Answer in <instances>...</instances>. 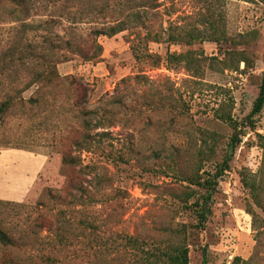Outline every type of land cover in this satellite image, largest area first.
Returning <instances> with one entry per match:
<instances>
[{
    "label": "rangeland",
    "instance_id": "obj_1",
    "mask_svg": "<svg viewBox=\"0 0 264 264\" xmlns=\"http://www.w3.org/2000/svg\"><path fill=\"white\" fill-rule=\"evenodd\" d=\"M28 6L32 20L42 15L56 19L53 32L58 35L84 38L75 40L80 53L64 48L67 39L24 40L53 44L59 74L87 84L92 127L86 132L76 117L80 91L75 85L57 87L50 109L26 104L0 123V141H10L0 144L1 227L16 232L40 216L48 224L59 209L70 207L65 203L77 193L72 181L84 183L94 201L91 211L111 222L108 229L146 234L169 222L194 223L176 199L187 185L179 175H190L198 166L212 173L230 153L229 169L212 195L208 226L190 238V264H232L235 257L264 264V109L252 119L255 128L247 120L264 73V0H29ZM132 13L140 20L129 18ZM122 20L131 30L90 38L93 29ZM173 21L198 26L206 35H212L209 21L215 22L231 41L206 39L193 46L150 42L148 49L162 58L161 65L137 63L131 50L138 41L134 31L143 32L142 25L163 31ZM0 40L3 48L8 39ZM189 49L199 57L190 71L167 64L168 51ZM242 50L253 67L244 62L230 66L231 51ZM95 52L101 56L85 58ZM34 91L30 88L24 97ZM223 110L242 133L234 148L231 137L237 131L220 118ZM59 130L57 149L71 152L80 164L62 165L61 152L52 148ZM85 132L95 141L91 151L75 145ZM16 162L33 170L32 186L22 201L1 194Z\"/></svg>",
    "mask_w": 264,
    "mask_h": 264
},
{
    "label": "trees",
    "instance_id": "obj_2",
    "mask_svg": "<svg viewBox=\"0 0 264 264\" xmlns=\"http://www.w3.org/2000/svg\"><path fill=\"white\" fill-rule=\"evenodd\" d=\"M28 3L29 0H0V39H8L3 48L0 40V85H6V88L0 89V123L17 107H27L26 104L32 108L50 109L56 100L57 87L75 85L80 91L75 101L78 110L76 117L87 132L92 127L89 116L93 113L86 106L87 84L81 78L59 74L57 68L59 59L51 55L55 48L53 44L46 41L35 44V41L24 40L67 39L63 42L64 48L68 52L80 53L78 42L75 40L84 38L78 37L77 34L70 37L60 36L53 32L54 26L58 23L54 18L44 19L42 15L32 20ZM130 17L140 20L139 15L135 13ZM209 23L212 35H206V31L198 26L188 28L175 21L163 31L142 25L143 32L134 31L138 41L132 42L131 45L133 57L137 63L146 61L150 66L157 67L161 65L162 58L149 51L150 42L166 40L172 44L193 46L206 39L214 42H219L220 39L230 40L219 24L212 21ZM3 26L7 27L5 33ZM125 30H131V26L122 20L110 26L95 28L89 36L91 39H97L101 35L113 37ZM232 43L240 44L241 41L232 40ZM100 48L99 52L102 51L101 46ZM99 52H95L91 57L85 55V58H97L101 56ZM197 52L192 49L185 52L168 51L165 60L169 66H178L190 71L199 61ZM229 57L230 66L236 63L238 68L241 62L245 63L246 68L254 66V61L245 50L231 51ZM136 78L141 76L137 75ZM32 87H35L34 96L25 98L24 93ZM263 109L264 73L252 112L247 118L253 128H255L253 117ZM220 118L237 131L231 137L230 147L234 148L241 142L242 133L238 131L239 126L228 111L223 110ZM86 132L82 141H75V145L81 150L91 151V145L95 141ZM60 139L59 130L53 136L52 148L54 151L57 150L56 152H61L62 165L70 167L80 164L79 158L71 152L57 149ZM9 142L3 139L0 144L9 145ZM215 146L213 144L210 147L211 151H214ZM230 159L229 153L212 173L203 171L204 169L198 166L190 175H179L187 185L183 192L176 194V199L194 218V223L169 222L146 234L139 231L108 229L112 227L111 222L91 211L90 207L94 201L89 197L84 183L72 181L70 187L77 193L70 194L73 200L65 203L70 204V207L73 205L69 207L72 211H69V208L59 209L48 224H45L46 219L40 216L16 232L0 225V264H190V238L193 233L206 230L213 214L212 195L220 178L229 169ZM244 182L252 191H256L254 183L247 179ZM77 206L80 208L77 209ZM44 231L47 232L45 236L42 235ZM246 263L247 261L240 257H235L232 262Z\"/></svg>",
    "mask_w": 264,
    "mask_h": 264
},
{
    "label": "crops",
    "instance_id": "obj_3",
    "mask_svg": "<svg viewBox=\"0 0 264 264\" xmlns=\"http://www.w3.org/2000/svg\"><path fill=\"white\" fill-rule=\"evenodd\" d=\"M32 174L31 165L27 166L25 162L23 164L12 163L10 175L6 177L5 184L2 185L1 194L13 201L24 200L28 195L29 187L31 188L32 186Z\"/></svg>",
    "mask_w": 264,
    "mask_h": 264
}]
</instances>
